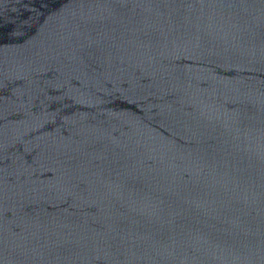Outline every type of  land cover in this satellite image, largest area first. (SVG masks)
Segmentation results:
<instances>
[{"label": "water", "instance_id": "water-1", "mask_svg": "<svg viewBox=\"0 0 264 264\" xmlns=\"http://www.w3.org/2000/svg\"><path fill=\"white\" fill-rule=\"evenodd\" d=\"M0 264H264V0H0Z\"/></svg>", "mask_w": 264, "mask_h": 264}]
</instances>
